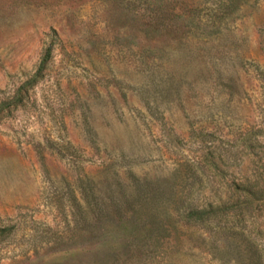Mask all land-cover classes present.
<instances>
[{"label":"rangeland","instance_id":"374dc122","mask_svg":"<svg viewBox=\"0 0 264 264\" xmlns=\"http://www.w3.org/2000/svg\"><path fill=\"white\" fill-rule=\"evenodd\" d=\"M0 264H264V0H0Z\"/></svg>","mask_w":264,"mask_h":264}]
</instances>
